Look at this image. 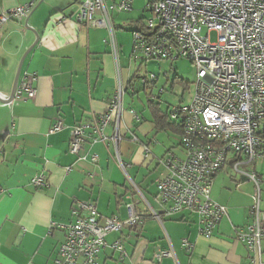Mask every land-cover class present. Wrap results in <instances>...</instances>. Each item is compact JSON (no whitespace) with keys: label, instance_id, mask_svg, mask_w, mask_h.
Segmentation results:
<instances>
[{"label":"crops","instance_id":"obj_1","mask_svg":"<svg viewBox=\"0 0 264 264\" xmlns=\"http://www.w3.org/2000/svg\"><path fill=\"white\" fill-rule=\"evenodd\" d=\"M28 2H34V7L27 18L8 20L0 28L3 94H10L20 59L35 41L32 30L39 34L22 62L18 79L35 73L36 95L13 98L10 125L0 142V264H56L64 240L59 224L73 221L71 209L76 201L93 202L101 218L116 215L126 219L127 204L142 215V223L105 236L108 245L97 255L99 264H252L246 245L236 239V231L252 221L250 181L225 166L216 174L210 197L226 212L209 238L199 233L197 214L162 215L156 184L153 194L148 189L153 174L157 179L164 173L159 158L170 149L180 152V127L168 116L157 118L156 97H146V103L137 81L142 64L153 63L135 60L131 54L132 32L144 18L143 4L135 9L132 0L131 10L109 12L111 38L108 29L75 20L78 0H0V12ZM61 15L64 19L57 22ZM119 84L126 89L120 122L124 136L118 145L119 157L126 162L122 161L124 170L108 143L86 140L80 153L85 159L69 152L70 128L89 121L92 114L103 113ZM149 93L152 95V90ZM129 108L135 110L138 120ZM58 118L64 127L49 133ZM113 128L110 123L105 134L110 136ZM91 154L97 155L96 163L90 161ZM263 168L264 163L253 170L264 172ZM127 169L132 170V185L124 176ZM90 172L95 174L93 178L88 176ZM39 174L44 175L45 186L31 184ZM260 207L264 210V184ZM150 210L160 214V220L151 216ZM118 239L125 252L122 259L119 251L109 246ZM182 239L191 242L189 252ZM260 243L264 264V236ZM169 247L175 258L156 263V250Z\"/></svg>","mask_w":264,"mask_h":264},{"label":"built area","instance_id":"obj_2","mask_svg":"<svg viewBox=\"0 0 264 264\" xmlns=\"http://www.w3.org/2000/svg\"><path fill=\"white\" fill-rule=\"evenodd\" d=\"M78 1L75 20L90 27H104L111 38L109 12L132 8V0L108 6L105 0ZM33 7L34 2H28L0 12V28L8 20L27 18ZM143 9L150 15L132 32V57L141 62L183 58L196 68L190 102L168 109L169 120L180 127V152L170 149L158 160L164 168L163 175L156 179V199L162 215L182 211L197 214L199 233L209 238L226 212L224 206L211 199L210 190L216 174L229 165L233 174L253 184L252 221L244 230L236 231V239L246 245L251 263L261 264L264 210L260 207V194L264 172L241 166L255 161L260 167L264 163V0H144ZM63 19L61 15L56 21ZM203 26L208 32H216L215 41L201 33ZM36 80L35 73L24 74L14 97L32 99ZM156 80L153 73L137 77L142 88L151 87ZM125 91L119 84L103 113L92 114L89 121L70 128L71 154L85 159L80 153L86 140L108 143L119 167L125 169L118 150L124 136L120 122ZM128 112L139 119L133 108ZM110 123L114 128L108 136L105 128ZM63 127V120L58 118L49 133ZM144 149L148 151L147 147ZM90 161L96 163L97 155L91 154ZM94 175L88 173L90 178ZM31 184L41 187L47 182L39 174L31 179ZM126 206V219L116 215L101 218L93 202L76 201L71 209L73 221L59 224L64 240L56 264H99L97 255L108 245V233L143 222L131 204ZM149 213L160 220L161 215L155 210ZM181 244L187 252L192 248L187 239H182ZM109 246L119 251L121 259L124 257L120 239ZM163 258H175L171 247L156 250L155 262Z\"/></svg>","mask_w":264,"mask_h":264},{"label":"rangeland","instance_id":"obj_3","mask_svg":"<svg viewBox=\"0 0 264 264\" xmlns=\"http://www.w3.org/2000/svg\"><path fill=\"white\" fill-rule=\"evenodd\" d=\"M142 4L144 5L143 0H134L135 9L141 7ZM149 15L148 11L144 12V17H148ZM201 33L203 35L208 34L211 41H215L217 38L216 32H208L205 26L201 28ZM151 62L153 63L142 64L139 69L138 77L148 73H153L157 76L156 85L153 89H150V87L141 89L142 97H144L145 100L146 97L149 99H151L150 96L156 97L154 99V103H159V110L162 111L168 110L172 106L189 103L194 93L196 81V68L194 64L183 58L175 59L173 61L162 60L155 63L154 61ZM149 90H152V95L149 93ZM146 103L149 102L146 100ZM173 138L176 139V137ZM241 167L247 170H251L253 168L256 169V162L253 161L252 163ZM224 168L227 171L231 170L229 165H226ZM152 169L153 168H151V170ZM131 171V169H127L126 173H124L127 184L129 185H132L131 180L133 176ZM153 175L155 177V173ZM154 177L148 180V189L151 194L155 192L154 186L156 184L157 174L156 177Z\"/></svg>","mask_w":264,"mask_h":264},{"label":"water","instance_id":"obj_4","mask_svg":"<svg viewBox=\"0 0 264 264\" xmlns=\"http://www.w3.org/2000/svg\"><path fill=\"white\" fill-rule=\"evenodd\" d=\"M32 31L35 34V41L24 52V54L22 55V57L20 59L16 74L14 76V80H13V84H12V88H11L10 94H3V93L0 92V142L3 139V137L5 136L8 128H9V125H10V106H11V102H12V100L14 98L15 90L17 88L22 62H23L24 58L26 57V55L29 53V51L33 48V46L39 40L38 32H36L35 30H32Z\"/></svg>","mask_w":264,"mask_h":264},{"label":"trees","instance_id":"obj_5","mask_svg":"<svg viewBox=\"0 0 264 264\" xmlns=\"http://www.w3.org/2000/svg\"><path fill=\"white\" fill-rule=\"evenodd\" d=\"M141 20V19H140ZM143 20V19H142ZM140 22V21H139ZM139 22H137V23H139ZM142 23V22H141ZM140 26H141V24H140ZM167 116H168V110H166V111H160L159 110V116H158V114H157V118H161V119H166L167 118Z\"/></svg>","mask_w":264,"mask_h":264}]
</instances>
